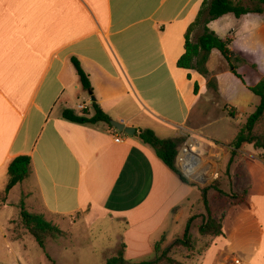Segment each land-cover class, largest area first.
Returning <instances> with one entry per match:
<instances>
[{"label": "crops", "instance_id": "obj_1", "mask_svg": "<svg viewBox=\"0 0 264 264\" xmlns=\"http://www.w3.org/2000/svg\"><path fill=\"white\" fill-rule=\"evenodd\" d=\"M202 2L0 0V193L10 162L18 156L31 159L28 178L5 195L8 204V195L25 186L27 192H36L51 218L83 213L90 224L119 220L125 225L122 239L129 261L150 257L163 238L170 242L183 235L199 198L191 201L193 188L139 141L140 131L182 139V127L193 133L202 127L213 95L233 118L244 116L245 122L259 104L250 88L264 78L260 14H229L208 25L220 39H233L229 48L244 60L236 69L243 81L216 50L206 66L217 93L197 72L177 67L185 33ZM71 57L88 75L95 102L110 119L134 127L133 137L103 123L79 125L62 118L65 109L92 114ZM194 79L199 81L197 94ZM205 93L208 98L198 106ZM116 137L122 141L115 142ZM257 174L264 195V171ZM246 192L245 204L232 206L233 213L256 220L257 205L264 206L259 196L256 203L251 201L256 194L251 187ZM6 197L0 201L2 209L9 207ZM225 217L223 235L198 260L189 262L187 255L179 261L264 264V252L252 251V245L245 253L230 245L233 235Z\"/></svg>", "mask_w": 264, "mask_h": 264}, {"label": "rangeland", "instance_id": "obj_2", "mask_svg": "<svg viewBox=\"0 0 264 264\" xmlns=\"http://www.w3.org/2000/svg\"><path fill=\"white\" fill-rule=\"evenodd\" d=\"M197 35L198 32L192 33V39H195ZM198 75L200 78L202 77L200 74ZM195 77L197 76L195 75ZM198 84L199 81L194 79L192 82L193 89L194 85L198 86ZM207 98V93L202 95L198 106L202 105ZM211 103L212 106L209 115L206 116V121L202 123L199 130L192 132V134L204 146L203 155L206 158L208 156L216 157L214 161L217 176L205 185L186 179L187 184L193 188L191 201L199 198L194 205V209H192L196 220L193 222L190 231L195 240V248L192 253H188L182 248L177 250L173 255L177 260L185 259L188 255L189 262H192L198 260L197 257H201L205 253L204 247L209 242V238L200 237L196 229L202 218L205 217L201 198L203 189H208L207 202L212 216L216 219H220L223 214L227 216L225 218L229 221L228 231L233 235L230 245L242 247L244 250L241 249V252L244 253L246 251L245 247L250 245H252V251L264 252V208L257 205L258 217L256 220L251 219L242 212L233 213L235 209L231 206L230 200L220 194L222 192L229 195H240L251 187L256 192L254 195L255 200L253 201L251 198V201L256 203L259 196L260 203L264 206V200H262L264 195L261 194V187H263L260 181L261 176L258 178L257 174L259 171H264V151L256 150L252 145L245 144L236 155L232 156L228 143L233 141L238 126L244 121V116L233 118L229 116L230 111H226L227 113L221 112L220 108L223 111L225 109L216 95H213ZM99 126L103 127L104 125L100 124ZM180 131L182 140L185 142V135L190 131L183 127ZM157 137L162 139L164 134L158 132ZM208 143H214L218 150H211L207 145ZM230 159H232L231 163ZM253 165L259 167V170ZM30 190L31 192H27L25 186L13 190L8 195L9 204L6 202L7 197L4 193H0V201L6 197L5 203L9 206L2 209L3 204L0 202V264H106L107 258L115 256L121 248L125 227L123 222L99 219L90 224L84 222L85 215L83 213L62 219L51 218L45 215L41 209L36 192ZM20 201H23L29 213L42 212L45 220L58 228L63 234L55 236L52 240H47L45 247L40 248L34 238L21 225L19 216ZM168 243V241H165L162 247H165ZM152 257L153 254L150 257L138 260L145 261ZM192 257H195V259ZM129 262L134 263L136 260Z\"/></svg>", "mask_w": 264, "mask_h": 264}, {"label": "trees", "instance_id": "obj_3", "mask_svg": "<svg viewBox=\"0 0 264 264\" xmlns=\"http://www.w3.org/2000/svg\"><path fill=\"white\" fill-rule=\"evenodd\" d=\"M229 14L236 18L247 14L264 15V0H203L194 22L187 28L184 36V54L177 62L178 68L193 70L204 77L208 81V88L214 93H217V83L214 78H210L206 66L213 50L220 53L230 69H232V73L243 81V78L236 73V69L238 64L244 63V60L234 56L229 48L233 39L222 40L208 28L210 22ZM194 32H198V35L195 39H192V33ZM70 63L74 67L82 90L87 93L91 91L89 77L83 71L79 61L75 57H71ZM250 91L259 98V104L255 111L246 118L245 122L238 126L233 141L228 144L232 156L236 155L245 144L252 145L256 150L264 151V78L250 88ZM197 92L198 86L194 85V94H197ZM91 109L92 114L87 110H83L81 114H76L73 110L65 109L62 111L61 116L64 120L74 124L94 126L103 123L113 129L109 123L110 117L96 102L91 103ZM229 116L233 117L234 113L230 112ZM138 139L142 144L149 146L156 157L170 171L175 173L183 183L187 184L186 179L181 175L175 164L178 149L183 143L181 138L160 139L153 131L146 129L140 131ZM231 161L232 159H230V163ZM30 170L31 159L29 156H18L13 159L7 169L8 181L3 191L4 195H7L15 186L26 180L30 175ZM207 190L203 189L201 193L205 217L202 218L201 223L196 227L200 237L209 238V242L204 247V252L209 248L213 239L223 235L222 221L225 217L224 214L220 219L212 216L207 202ZM246 193L245 191L240 195H229L220 192V194L230 200L231 206L245 204ZM19 216L22 227L29 232L40 248L45 247L47 240H52L55 236L63 234L58 228L45 220L42 214L29 213L23 201H20ZM195 220L196 217L192 214L186 222L183 235L174 238L165 247H162L165 242L164 238L157 242L153 247V257L148 260L129 262L124 254L125 245L122 244L115 256L107 258L106 264H191L179 261L173 255L181 248L188 253H192L195 248V240L190 231Z\"/></svg>", "mask_w": 264, "mask_h": 264}, {"label": "built area", "instance_id": "obj_4", "mask_svg": "<svg viewBox=\"0 0 264 264\" xmlns=\"http://www.w3.org/2000/svg\"><path fill=\"white\" fill-rule=\"evenodd\" d=\"M188 134L185 135L186 140L178 149L175 164L185 179H190L195 183L205 185L217 176V169L214 161L216 157L208 156V158H206L203 155L204 146L192 132ZM114 140L117 143L122 141L120 137H116ZM207 145L211 150H218L214 143H208Z\"/></svg>", "mask_w": 264, "mask_h": 264}, {"label": "water", "instance_id": "obj_5", "mask_svg": "<svg viewBox=\"0 0 264 264\" xmlns=\"http://www.w3.org/2000/svg\"><path fill=\"white\" fill-rule=\"evenodd\" d=\"M88 95L92 103L96 101L91 91L88 92ZM109 123H110V126L113 129H115L117 132L128 135L129 137H133L136 133V129L134 127H128L124 125L123 123H120L114 120H110Z\"/></svg>", "mask_w": 264, "mask_h": 264}]
</instances>
